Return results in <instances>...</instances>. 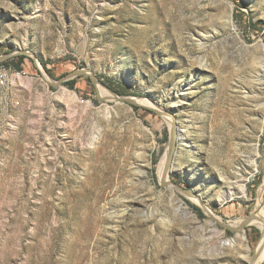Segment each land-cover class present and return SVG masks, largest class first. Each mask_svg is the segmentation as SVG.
<instances>
[{
	"label": "rangeland",
	"instance_id": "1",
	"mask_svg": "<svg viewBox=\"0 0 264 264\" xmlns=\"http://www.w3.org/2000/svg\"><path fill=\"white\" fill-rule=\"evenodd\" d=\"M263 65L264 0H0V264H264Z\"/></svg>",
	"mask_w": 264,
	"mask_h": 264
},
{
	"label": "bare ground",
	"instance_id": "2",
	"mask_svg": "<svg viewBox=\"0 0 264 264\" xmlns=\"http://www.w3.org/2000/svg\"><path fill=\"white\" fill-rule=\"evenodd\" d=\"M229 20V19H228ZM261 47L263 48V46L261 45ZM262 72L264 73V65H263V67H262ZM172 126H174V124H172ZM174 137H176V134H174ZM176 139V138H175ZM164 164H165V158H163L161 161H160V163L158 164V173L160 174V176H161V178H162V180H164L165 179V175H166V170H165V168H164ZM251 164H253V160H251ZM166 165H167V158H166ZM160 178V179H161ZM240 191H241V193L243 194V188L242 187H240ZM194 198H192V200H193ZM197 201V200H196ZM195 202V201H194ZM178 211H180V212H182V213H184L185 215L187 214L186 213V210H185V208H181V207H179L178 208ZM208 214H210L209 213V211H208ZM211 218L213 219V221H215V222H217L218 220L216 219V217H214L213 215H211ZM255 219H257V218H255ZM262 220V219H261ZM210 224H212V223H210ZM234 226H236L235 228L238 230V229H240V226H239V222H237L236 223V225H234ZM261 226L262 227H264V222H263V220H262V222H261ZM209 232V231H208ZM218 238H220V239H218L219 240V242H220V244H222L223 246H234V245H236L237 246V244L238 243H245L244 241L246 240V238L244 237V236H240V238H239V236H238V238L236 239H232V240H230V241H224L223 239H222V237L220 236H218ZM241 246V245H240ZM244 249V248H243ZM248 248L245 246V250H247ZM261 260H263V254H262V252H261V248L259 249V255L256 257V261H250V263L249 264H256V263H258L259 261H261Z\"/></svg>",
	"mask_w": 264,
	"mask_h": 264
},
{
	"label": "water",
	"instance_id": "3",
	"mask_svg": "<svg viewBox=\"0 0 264 264\" xmlns=\"http://www.w3.org/2000/svg\"><path fill=\"white\" fill-rule=\"evenodd\" d=\"M83 73H86V70H77V71L73 72L72 74H73V75H79V74H83ZM91 79H92V77H91ZM126 101L129 102V103H133L132 100H129V99H126ZM175 138H176V137H174V134H173V131H172V132H171V141H172V144H173V141L175 140ZM169 162H170V155H169L168 158H167V164H169ZM183 192H185V191H183ZM185 193H186L188 196H192L190 193H187V192H185ZM202 208H204V210H205L206 212H208V210H207L205 207H202ZM245 224H246V222L242 223V226H244ZM223 226H224V225H223ZM242 226H241V227H242ZM224 227H226V226H224ZM226 228H229V229H231V230H236V228H232V227H226ZM254 258H255V255H253L251 261H252Z\"/></svg>",
	"mask_w": 264,
	"mask_h": 264
},
{
	"label": "trees",
	"instance_id": "4",
	"mask_svg": "<svg viewBox=\"0 0 264 264\" xmlns=\"http://www.w3.org/2000/svg\"><path fill=\"white\" fill-rule=\"evenodd\" d=\"M22 58H23L22 56L18 57V61L16 62V66H15L17 69H19V66H20V64L22 62ZM67 85L72 86L73 85V82L72 81H69V82H67ZM108 88H110L113 91H116L111 86H108Z\"/></svg>",
	"mask_w": 264,
	"mask_h": 264
}]
</instances>
